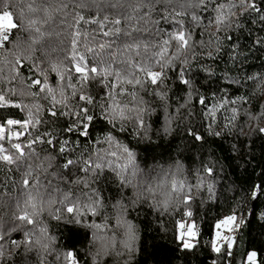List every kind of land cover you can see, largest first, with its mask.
I'll return each instance as SVG.
<instances>
[{"label": "trees", "instance_id": "16d2710c", "mask_svg": "<svg viewBox=\"0 0 264 264\" xmlns=\"http://www.w3.org/2000/svg\"><path fill=\"white\" fill-rule=\"evenodd\" d=\"M3 2L9 5L14 17L22 12L25 24L35 20L40 32L14 30L10 42L0 48V93L10 101L9 106L0 108V122L25 121L31 113L33 121L26 131L21 130L19 142L27 144L39 136L44 141L52 139L54 146L36 142L31 150L25 148L26 158L18 164L9 166L0 162V233L4 234L0 244L5 249L0 264H65L56 256L68 251L75 253L79 264H212L209 259H214L213 264H224L229 252L233 263L245 264L249 251H254L256 264H264V131H261L264 129V2L256 0L259 12L235 9L230 26L220 31L215 23L205 27L215 16L212 11L215 5L210 3L205 10L204 6H196L197 0H161L151 11L146 7L134 11L137 0H63L67 7H62V0ZM215 3L227 5L229 0H215ZM81 15L85 20H103L107 16L105 30L120 31L103 37L97 24L84 21L77 24L76 18ZM193 15L200 17L199 24L192 19ZM116 19L121 21L119 25L111 23ZM181 21L186 32L192 33V48L185 49L179 60L163 70V84L145 82L141 90L139 85L121 82L117 87V92L120 87L126 90L125 95L117 97L121 104L132 107V97L127 93L136 92L137 101L141 98L145 101L141 106L151 110L150 115L144 116L145 130L139 135L133 133L134 122L125 121L126 130L121 132L119 121L113 128L104 118L100 105L107 107L105 93L111 89L105 88L101 78L89 80L83 89L93 97L90 105L79 100L80 83L75 76L71 83L76 85L77 95L73 97L72 89L65 87L67 106L53 107L47 91L32 86L34 79L43 82L47 75L48 85L56 90L57 99H61L60 86H66L69 81L67 78L60 81L51 65L71 67L66 56L70 55L76 28L81 31L78 51L85 53L84 33L88 34V41L94 36L95 42L90 46L106 60H115L113 67L124 76L132 70L128 61L151 65L159 45L168 38L167 33L176 30ZM98 43L111 47L101 51ZM136 44L140 45L138 49L125 48ZM175 52L176 44L172 42L165 59L172 58ZM91 55L87 54L90 61ZM152 70L160 72L161 68L156 65ZM181 70L189 84L180 79ZM136 76L147 81L138 70ZM201 98L204 104L200 103ZM80 107H87L94 117L87 137L78 131L68 132L76 118L62 114L78 111ZM50 109L56 112L55 116L50 114ZM36 120L39 123L33 127ZM109 133L135 153L128 171L131 185H121L115 173L106 168L100 180L92 185L103 198V207L96 216L82 217L76 223L71 215L62 212V218L55 220L45 206L39 217H33L34 225L16 219L22 214L27 198L22 181L29 165L28 187L33 192L38 179L50 191L60 189L75 198L86 189L72 181L82 178L84 173L76 166L69 175L62 164L67 159L86 160L90 155L95 158L96 153L104 156L109 148L105 140ZM194 135L201 139H195ZM98 140L101 142L97 143ZM65 141L66 151L60 153L58 149ZM4 147H9L7 141ZM30 151L33 154L29 157ZM133 168L135 177H131ZM207 168L213 169L211 175L205 171ZM173 181L177 185L183 182L186 192L190 189L187 205L182 202L183 193L178 198L171 191ZM149 186L153 193L146 191ZM166 200L168 210L163 211ZM57 206L53 205L52 210ZM188 211L192 213L190 217ZM230 215L237 218L234 223L238 234H234L230 249L225 242L216 251L213 247L216 224ZM118 219L134 226L136 239L130 254L121 244L127 239L126 225L117 227ZM179 223L185 224L184 231L188 225H195V235L190 238L192 247L183 246ZM96 224L102 227L90 226ZM41 228L47 231L41 232ZM25 233L30 243H23ZM113 237L115 251L122 255H115ZM13 240L21 242L18 247L11 243Z\"/></svg>", "mask_w": 264, "mask_h": 264}, {"label": "snow or ice", "instance_id": "6c2138e0", "mask_svg": "<svg viewBox=\"0 0 264 264\" xmlns=\"http://www.w3.org/2000/svg\"><path fill=\"white\" fill-rule=\"evenodd\" d=\"M161 2V0H137V4L134 7V11L138 10L139 8L146 7L151 11L152 7L156 3ZM264 2V0H261ZM214 4L215 7L212 11L215 13V16L208 21V24L205 25L207 28L211 24L215 23L217 27V31L222 30L230 26V17L235 15V9H242L244 11L252 10L259 12L261 9L258 7L256 0H229L227 5L221 3L216 4L215 0H197L196 6H204L205 10H207L208 4ZM0 4H3V7H0V48L4 46L6 42H10V37L13 34V31H19L20 29L24 30H31L34 29L35 32L39 33L40 29L35 27L36 21L29 20L27 24L24 23L22 17L23 13L21 12L18 17H14L12 11L9 10V5L4 3L3 0H0ZM30 10L35 11V9ZM62 7H67L66 3H63L62 0ZM141 19H146V17H141ZM192 19L199 24L200 17L193 15ZM80 21H84L86 24H97L99 32L103 35V37H111L118 33L120 29H108L105 30V25L109 22L108 17L105 16L103 20L92 19V20H85V18L81 15L76 18V23L79 24ZM114 25H119L121 21L116 19L111 21ZM180 26L172 31L167 33V39L163 40L161 45H159V51L155 53V58L152 59V64L149 65L147 62L141 61L140 63H132L128 61L131 71H128L126 75L122 76L120 71H117L113 65L116 63L115 60L108 61L104 57H101L100 52L96 51L90 44L95 42V37L93 36L92 41L87 40V33H84L85 36V53H80L78 51V44L80 43L81 31L79 28H76L72 35L71 40V51L70 55L66 56V59L69 60L71 67L63 66L57 64L51 65V70L54 71L57 76L59 77L60 81H64L66 78L69 81L67 85L60 86V97L61 99L58 100L56 96V90L53 89L48 85L47 82V75L44 76V81L42 82L39 78L34 79L32 81V86H40L39 90L41 92L47 91L48 95L51 97V102L53 107L56 104H64L67 106L66 101L67 97L65 96V87L71 88L72 92L71 95L75 97L77 95V87L76 85L71 83L73 76L76 77L77 81L80 83V95L79 100L83 101L86 104H93V97L91 95L86 94L83 89L88 84L89 80H97L100 79V82L104 84L105 88L110 87V91L105 93L107 98V107L104 104H101V111L104 115V118L107 122L112 125L113 128L116 127L117 121H119V131H125V121L134 122L133 133L135 135H139L142 130H145V114L150 115L151 110L147 107H142L141 105L145 104V101L141 98L137 101V93L131 92L127 93L132 97L131 103L133 104L132 107H129L127 103L121 104L120 100L117 99L118 96H123L126 93V90L123 87H120L119 92H117L118 85L123 82L126 84H131L134 87L139 85L141 90L144 89L145 82L150 83L151 85H156L158 82L163 84L164 82V69L168 68L173 65V61L179 60L180 55L184 52L185 49H191L192 44V33L186 32L183 28V23L178 22ZM127 35H131V33H127ZM230 38V37H228ZM35 43V41H33ZM172 42L176 44V52L170 59H165L166 53L168 52V48ZM106 47H111L110 44L105 43H98V48L103 51ZM136 47L137 49L140 47L139 44L136 45H125V48H132ZM147 45H145V48ZM120 51V49H117ZM219 51V48H217ZM87 54L91 55V61L89 60ZM138 54V53H137ZM115 55V53H113ZM211 55V53H209ZM124 63V61H121ZM187 63V60L184 61ZM158 65L161 68L160 72H156L152 70L153 66ZM37 71L40 69L33 65ZM139 71L144 74L147 78V81L142 80L136 76V71ZM67 74V75H66ZM180 79L184 84H189L190 81L183 79L184 72L180 71ZM109 77H113V81H109ZM159 95V94H158ZM160 98L163 99V95H160ZM200 103L204 104V99H200ZM10 105V101L6 100V97L3 93H0V108L7 107ZM11 106L20 108L21 105L19 104H11ZM50 114L52 116L56 115L55 111L50 109ZM63 115H70L74 116L76 119L72 126L67 128L68 132L78 131L81 136L87 137L89 135L88 129L93 121V115L89 114V109L87 107H80L78 111H71L62 113ZM33 117L32 114L29 113L28 120L20 121L14 119H7L3 122H0V162H4L7 165H16L18 162L24 160L25 157V148L31 150L32 144L36 142L44 143L46 142L49 145H53V140L48 139L44 141L41 137L37 136L36 140L31 141L27 144H23L19 142L20 136L23 134L21 130L26 131L29 123H32ZM39 121L36 120L35 123L32 124L35 127V124H38ZM13 126H18L20 130H14ZM168 131V129H165ZM264 131V129H261ZM218 134V133H217ZM194 138L199 140L201 137L199 135H194ZM17 142H13V141ZM106 142L109 144V148L105 150L104 156H101L99 153L95 154V158L93 156H89L88 159L76 161L73 159H67L62 164L63 169L69 170V175H71V169L73 167L78 166L79 171L84 173V176L78 177L76 180L72 181L73 184L80 185L83 184L85 191H81L75 198L72 197L71 193H65L60 189L52 188L50 191L48 187H45L40 183L37 179L36 184L33 185V189H29V179L28 177L31 176V165L28 166V171L25 173V178L23 179L22 183L27 190V198L24 201V208L22 210V214L16 217L17 220L21 221L27 225H34L36 221H34L33 217H39L40 214L45 211V206H47L48 213L52 216L55 220H60L62 218V212L69 214L72 218L76 221V223L81 222L82 217H86L88 215L96 216L98 214V210L103 207L102 204V196L101 192L98 188L93 187L92 185L95 184L100 178L103 176L105 169H109L115 173L119 183L125 187L132 184V179L128 176V171L130 165H133L135 160V153L127 146L120 144L115 140L111 133H109L105 137ZM7 141L9 144L8 148L4 147V142ZM101 141H97L100 143ZM67 141H65L60 147L59 152L64 153L66 151ZM33 154L32 151L28 153L30 157ZM106 157H111L112 159H107ZM125 160L126 162L121 163V160ZM205 171L211 175L213 172L212 168H207ZM136 176V171L133 168L131 171V177ZM200 185H197L199 187ZM146 191L148 193H153L154 190L151 186H149ZM171 191L177 194V197H180V194L183 195L182 202L187 205L190 201L191 197L188 195L190 189L185 191V185L183 182H180L177 185L176 181H173L171 184ZM209 191H211V185H209ZM57 194L59 195V199H57ZM139 199V197H137ZM133 204L136 203V200L132 201ZM59 205L55 207L54 211L52 210L53 205ZM169 203L168 201H164L162 205V210H168ZM31 209V212L29 211ZM189 217L192 215L190 211L186 213ZM235 215H230L216 224V228L219 230L221 228L226 229L228 231H232V225L236 221ZM126 225V232L125 235L127 237L126 240L121 241L123 249L127 250L130 254L133 251V243L136 239L135 229L134 226L130 222H122L121 220H117L116 226L121 227ZM96 228H101L102 225H90ZM179 228L181 229L179 238L183 242V246L185 248L192 247L190 243L185 239V224L179 223ZM193 228L195 225H188L187 226V234L194 236L195 232H193ZM41 232H46L45 228L40 229ZM28 234L25 233V240L23 243H30L31 241L27 239ZM216 236L218 239H222L228 243L229 249L232 247L233 238L230 236H222L220 231H217ZM54 239V238H53ZM4 240V234L0 233V241ZM37 243L40 241L37 240ZM11 243L15 246H19L21 242H17L15 240L11 241ZM113 250L115 255H122V252L115 251V238L113 237L112 242ZM45 248L48 245H44ZM213 247L216 251H219V247L216 246L215 241L213 242ZM5 255L4 245L0 244V259H3ZM231 255V252H229ZM256 257L257 254L252 252L248 254L245 258V264H256ZM57 260L63 259L65 264H79L76 259V255L72 251H68L62 255L58 254L56 256Z\"/></svg>", "mask_w": 264, "mask_h": 264}, {"label": "rangeland", "instance_id": "374dc122", "mask_svg": "<svg viewBox=\"0 0 264 264\" xmlns=\"http://www.w3.org/2000/svg\"><path fill=\"white\" fill-rule=\"evenodd\" d=\"M225 218H226V217H225ZM223 219H224V218H223ZM221 220H222V219H221ZM221 220H220V221H221ZM232 228H233L232 231H228V230L223 229V228H221V229L218 230V229L216 228V231H215V234H214V241H215L217 247L220 248L221 245H222V243L225 244V242H226V241H224V240H222V239H218V238H217V236H216L217 231H220V233H221L222 236H230V237L233 238V237H234V233H235V231L237 230L238 226H237V225L235 226V223H234V224L232 225ZM193 232H194V231H193ZM185 233H186V234H185L186 240L188 241V243L191 244V239H190V238H191L192 236L187 234V230L185 231ZM226 243H227V242H226ZM232 243H233V242H232ZM227 244H228V243H227ZM252 252H254V251H249L248 254H250V253H252ZM248 254H247V255H248Z\"/></svg>", "mask_w": 264, "mask_h": 264}, {"label": "built area", "instance_id": "2783aa9c", "mask_svg": "<svg viewBox=\"0 0 264 264\" xmlns=\"http://www.w3.org/2000/svg\"><path fill=\"white\" fill-rule=\"evenodd\" d=\"M209 262L212 263V264L215 263L214 259H209ZM224 264H235L232 261V253H231V255H229V253H228V255L225 258Z\"/></svg>", "mask_w": 264, "mask_h": 264}, {"label": "clouds", "instance_id": "9594fccd", "mask_svg": "<svg viewBox=\"0 0 264 264\" xmlns=\"http://www.w3.org/2000/svg\"><path fill=\"white\" fill-rule=\"evenodd\" d=\"M234 234H238V231L236 230Z\"/></svg>", "mask_w": 264, "mask_h": 264}]
</instances>
